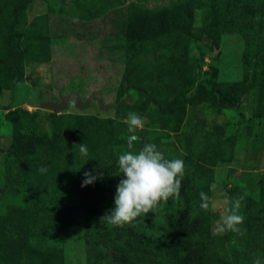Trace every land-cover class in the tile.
Masks as SVG:
<instances>
[{"label": "rangeland", "instance_id": "obj_1", "mask_svg": "<svg viewBox=\"0 0 264 264\" xmlns=\"http://www.w3.org/2000/svg\"><path fill=\"white\" fill-rule=\"evenodd\" d=\"M14 1L0 0V236L5 234L4 226L19 227L3 219L8 211L28 208L34 214L39 210L45 218L50 214L46 218L48 238L33 237L29 242L33 250L50 251L44 264H88L87 231L113 225L97 218L91 222L86 210L93 206L94 195L115 205L117 186L103 173L108 180L100 184L102 193L96 189L97 179L82 187L87 171L83 169L74 178L78 169L72 156L77 162L82 158L78 143L85 142L90 160L98 154L103 156L102 165H117L119 154L127 150L119 143L127 142V115L135 112L143 118L144 127L135 132L140 139L133 150L154 143L166 158L182 159L185 176L181 188L196 182L199 192L213 197L215 208L207 210L210 233L225 236L223 245L215 248L216 262L255 264L259 260L264 264L262 54L251 53L246 63L243 35L233 31L207 34L208 7L189 6V0H30L16 17L13 53L19 73L14 75L5 49L11 23L3 20L16 5ZM137 7L168 16L193 12V41L186 57L182 50L178 52V58L188 61V68L184 62L174 67L181 74L168 86L156 77L153 81L151 70L169 62V48L154 51L150 44L139 55L130 50L128 40L135 39L128 32L130 12ZM125 79L149 91L162 106L180 92L190 99L181 98L172 112L164 111L136 90L125 94ZM77 91L83 99L101 91L105 104L118 106L102 111L95 101L85 110L70 104L62 112L41 106ZM101 125L110 128L113 136L87 135L94 143L90 149L81 130ZM67 131L70 139L65 136ZM23 134H34L39 141L21 138ZM57 154L67 158L50 161ZM47 166L58 169L50 174ZM41 168L46 170L41 172ZM98 172L93 168L94 176ZM212 183L217 185L215 193L210 191ZM226 198H242L243 235L215 231L222 210L231 206L224 204ZM144 217L149 221L166 218L158 207Z\"/></svg>", "mask_w": 264, "mask_h": 264}, {"label": "trees", "instance_id": "obj_2", "mask_svg": "<svg viewBox=\"0 0 264 264\" xmlns=\"http://www.w3.org/2000/svg\"><path fill=\"white\" fill-rule=\"evenodd\" d=\"M29 1H14L16 5H13L3 18L8 24L11 23V26L9 24L5 49L10 56L9 69L14 75L19 73L17 56L13 53L16 51L14 47L17 31L16 17L23 13ZM189 1V6L196 3L197 6L208 7L209 23L208 29L205 30L207 34H213L216 31L220 33L233 31L243 35L247 44L246 63H248L251 53H254L256 57L258 54H262L260 81L264 85V0H208V3H204L202 0ZM134 10L135 12H130L129 19L128 32L130 35H135V39L128 40L130 50L134 53L138 52L139 55V53H146L150 44L154 45V51L163 47L169 48V62L162 65L160 69L151 70L153 81L156 77L160 84L168 86L170 81L177 78L176 75L181 74V72H176L174 67L184 62L186 69L188 68V61L178 58V52L182 50L183 56L186 57L193 41L194 33L191 32L193 12L188 10L183 14L177 11L168 16L162 11L142 10L138 7ZM2 62L0 59V63ZM123 88L125 94L128 90L138 91L145 100L156 102L160 109L168 112L174 110L181 98L190 99L185 92H180L173 97L167 106H162L149 91L130 79H125ZM81 131L85 133L87 142L90 141L87 135L94 136L105 133L110 137L113 136V131L103 125L84 128ZM53 134L59 135L57 131H54ZM21 138L30 139L34 142L39 141V137L34 134H23ZM21 138L19 142L22 140ZM82 143L79 142L78 144ZM119 143L127 146V142L119 141ZM83 144L86 145L85 142ZM90 145V149L94 148V143L91 141ZM102 157L94 154V158L91 160L90 157H82L77 162V157L73 155L72 159L75 160L78 169L74 178L83 173V169H86L87 172H93V168H98L97 177L101 172L109 174L110 180L108 182H115L117 186L123 179L119 175L117 165L113 162L106 166L102 165ZM66 158V155L57 154V157L50 159V161L57 162ZM47 169V173H50L58 168L53 170L52 167L47 166ZM107 180V178H97L98 184L95 186H97L96 189L99 194L103 192L100 184L107 182ZM196 184V182L194 184L188 182L187 187L181 188L177 198L171 197L159 204L158 209L162 210L166 217L164 220H157V217L153 218V216V219L149 221L144 215H141L132 225L89 229L87 231L88 264H218L216 262L218 253L215 248L223 245L225 236H213L210 233L209 216L207 211L202 210L199 206L201 203L200 192L197 190ZM92 197L94 204L86 210L90 221H93L94 218L101 219L105 212L109 213L106 211L107 208L112 206V210L115 207L108 198L99 200L97 195ZM85 203L86 200H84ZM4 216V220H11L13 224H16L14 226L19 227L11 229L4 226L5 234L3 237L0 236L2 238L0 241V264H44L46 258L51 254L50 251L33 250L29 241L33 237L48 238L49 229L46 227L48 222L46 218L50 214H47L45 218L39 210L31 214L28 208H13ZM250 229L252 230V228ZM13 236L16 237L13 238Z\"/></svg>", "mask_w": 264, "mask_h": 264}, {"label": "clouds", "instance_id": "obj_3", "mask_svg": "<svg viewBox=\"0 0 264 264\" xmlns=\"http://www.w3.org/2000/svg\"><path fill=\"white\" fill-rule=\"evenodd\" d=\"M125 122L129 134L127 150L122 151L117 160L118 172L123 179L116 187L114 209L101 218L108 224L118 227L132 225L141 215L152 213L162 201L178 197L185 176L184 161L166 158L156 144L144 143L139 150H133L135 142L140 139L135 132L144 127V120L140 114L129 112ZM79 153L82 157H87V145L80 144ZM45 170L40 169L41 172ZM84 177L82 187L93 184L97 178L103 179V173L97 177L92 172H85ZM216 189L217 185L212 183L210 191L215 193ZM199 196L201 201L199 206L202 210L215 208L212 196L203 191ZM241 199L224 200L225 205L231 206L222 210L220 219L216 222V233L230 231L243 235L244 230L240 226L244 224L245 217L240 214ZM255 264L261 262L256 260Z\"/></svg>", "mask_w": 264, "mask_h": 264}, {"label": "water", "instance_id": "obj_4", "mask_svg": "<svg viewBox=\"0 0 264 264\" xmlns=\"http://www.w3.org/2000/svg\"><path fill=\"white\" fill-rule=\"evenodd\" d=\"M97 102L102 111H107L116 108L118 105L105 104L101 91L92 93L87 99H83L80 92H71L61 98L59 102L56 101H45L41 104L44 109L52 112H62L66 110L70 104H73L78 110H85L89 108L93 102ZM70 132L67 131L65 136L70 139Z\"/></svg>", "mask_w": 264, "mask_h": 264}]
</instances>
